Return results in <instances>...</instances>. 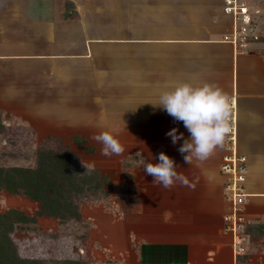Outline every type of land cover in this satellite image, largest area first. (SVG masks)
Returning a JSON list of instances; mask_svg holds the SVG:
<instances>
[{
    "label": "crops",
    "instance_id": "crops-1",
    "mask_svg": "<svg viewBox=\"0 0 264 264\" xmlns=\"http://www.w3.org/2000/svg\"><path fill=\"white\" fill-rule=\"evenodd\" d=\"M242 1L252 21L248 42L239 47L225 39L232 32L233 19L223 12L222 0H0V21L22 8L26 10L19 16L22 22L28 19L33 27L45 23L49 30L44 34L37 29L21 32L14 28L15 23L5 27L0 22V101L4 106H15L11 103L15 98L33 100L41 91L43 98L51 101L71 96L82 101L78 88L90 87L97 79L109 85L116 82V77L130 88L139 82L141 93H145L143 86L154 83L159 91L151 100L156 104L161 94L183 83L219 87L230 98L229 114L236 112V150L246 157L247 166L246 207L252 210V220L264 224V0ZM67 3L90 5L85 11L86 24L83 21L69 35L65 25L53 24L60 18L61 5ZM111 9L121 17L112 15ZM52 27L55 31L50 30ZM116 33L121 38H113ZM46 35L51 41L45 39ZM86 36L124 42V47H111L114 53H122V60L112 59L113 76L89 73V64L73 59L81 55L68 53L83 47L89 56ZM45 49L54 51L42 58L59 59L56 65L48 60L25 62V57H34ZM115 61L119 62L118 72L114 70ZM31 64L38 68L36 72L23 67ZM42 66V74L50 71L49 76H41ZM77 90L79 94L73 93ZM152 104L148 115L173 119ZM220 160L215 150L203 161L192 157L190 163L175 162L183 179L167 189L154 183L153 176L145 175L142 206L135 213H126L121 223L125 229V264L239 263V256L234 254L232 244L229 249L224 242L227 236L221 231V188L225 179L219 171Z\"/></svg>",
    "mask_w": 264,
    "mask_h": 264
},
{
    "label": "rangeland",
    "instance_id": "rangeland-1",
    "mask_svg": "<svg viewBox=\"0 0 264 264\" xmlns=\"http://www.w3.org/2000/svg\"><path fill=\"white\" fill-rule=\"evenodd\" d=\"M88 7L90 5L77 3L61 5L60 18L56 22L53 21V24L60 22L65 25L69 35L74 28L81 27L83 21L84 25L86 24L84 18ZM19 11L10 18H1L2 25L7 27L10 23H15L14 28L21 32L25 30L32 33L36 29L41 34L49 32L45 23L44 26L39 23L33 27L28 19V23L25 20L22 22L19 16L25 14L26 10L20 8ZM110 11L112 15L114 13L116 17H121L120 12L119 14L114 9ZM50 30L55 31L53 27ZM107 36L100 38L105 41H98L93 36L84 37L88 44L89 56H86L87 52L83 47L68 53L81 55L73 59L89 64V73L94 71L95 75L103 78L113 76L115 73L112 68L115 64L112 59L115 57L118 61L122 60V53H114L111 47H124L125 44L109 42L111 39H106ZM119 37L117 33L113 36ZM45 39L51 41V36L46 35ZM84 41L81 44L85 43ZM53 51L45 49L44 53L39 51L40 53L33 54L34 57H25L24 60L26 63L48 60L53 65L58 62V58H42L44 55L51 56ZM115 62L117 66L114 70L118 72L119 62ZM23 67L27 72L29 69L32 72L38 69L34 64ZM42 70L43 66L41 74ZM134 75L138 73L135 71ZM97 81L98 79L92 82L90 87L86 85L85 89L78 88L80 94L78 90L73 92L79 94L82 101H79L77 96L69 97L70 100L63 98L51 101L43 98V91L33 100L15 98V101H11L15 106L10 103L9 106H4V101H0V166L36 167L41 161L39 152L52 151L66 158L63 164L68 165L74 174H85L88 179L85 189L81 193L73 194L80 213V218L76 220L58 221L55 218L38 216V203L23 194L0 190V213L15 209L28 216H35L32 221L16 223L12 237L17 248L23 249L25 256L39 258L40 264H125L122 257L125 229L121 223L126 213H135L136 209H140L141 191L143 186L147 185L143 164L137 163L136 153L143 155L144 163H158L161 152L175 162L185 160L186 154L178 151L182 141L173 145L171 138L166 136V132L171 128L178 127L187 138L190 134L183 126H179L182 122L174 125L173 119L166 120L146 113L147 110L153 109L151 103L156 104L151 100L159 91L154 83L143 86L145 93H141L138 81L133 88L123 84V80L117 77L116 82L109 85ZM141 97L147 100H141ZM76 103L80 104L76 107ZM146 104L148 107L145 108ZM102 132H109L118 139L124 148L121 155L101 154L103 145L93 137ZM215 150L219 158L222 157L225 141ZM44 161L50 165L54 164L52 159ZM224 184L221 188L223 215L228 210ZM146 192L144 190V197ZM246 202L245 200L243 207L246 224L242 243L244 250L238 257V264H264V224L252 220V210L246 207ZM221 231L225 233L222 228ZM225 235L227 237L224 242L230 249L231 236L227 233Z\"/></svg>",
    "mask_w": 264,
    "mask_h": 264
},
{
    "label": "clouds",
    "instance_id": "clouds-1",
    "mask_svg": "<svg viewBox=\"0 0 264 264\" xmlns=\"http://www.w3.org/2000/svg\"><path fill=\"white\" fill-rule=\"evenodd\" d=\"M152 105L166 111L174 121L182 122L190 134L185 138L178 127L166 132L173 145L182 141L178 151L186 154L184 159L187 163H190L192 157L200 161L208 159L217 146L223 144L230 131V98L212 84L194 87L183 83L161 94L158 104ZM93 139L103 145L101 154L104 156L121 155L124 152L121 143L109 132H102ZM136 159L137 163L143 164L145 173L154 177L153 182L162 184L166 189L171 188L175 181L183 179L176 171L175 161L164 152L159 153L158 163H144V157L139 152L136 153Z\"/></svg>",
    "mask_w": 264,
    "mask_h": 264
},
{
    "label": "trees",
    "instance_id": "trees-1",
    "mask_svg": "<svg viewBox=\"0 0 264 264\" xmlns=\"http://www.w3.org/2000/svg\"><path fill=\"white\" fill-rule=\"evenodd\" d=\"M40 164L36 167L0 166V190L11 194H23L39 204L36 215L55 218L58 221L80 218L73 194L81 193L88 182L86 175L77 176L66 158L52 151H40ZM54 160V164L46 163ZM56 159V160H55ZM35 216H28L15 209L0 213V264H40L38 258L25 256L17 248L12 237L16 223L28 222ZM239 256V255H238Z\"/></svg>",
    "mask_w": 264,
    "mask_h": 264
},
{
    "label": "built area",
    "instance_id": "built-area-1",
    "mask_svg": "<svg viewBox=\"0 0 264 264\" xmlns=\"http://www.w3.org/2000/svg\"><path fill=\"white\" fill-rule=\"evenodd\" d=\"M223 12L233 19L232 32L225 39L243 47L248 42L252 21L248 7L242 0H223ZM228 120L230 131L225 137V152L219 163V171L225 177L224 192L228 203L222 226L223 231L231 236L234 254L240 255L244 250L242 243L246 227L243 207L247 197L244 183L247 166L246 157L236 151V124L232 114H228ZM19 250L23 253V249Z\"/></svg>",
    "mask_w": 264,
    "mask_h": 264
},
{
    "label": "bare ground",
    "instance_id": "bare-ground-1",
    "mask_svg": "<svg viewBox=\"0 0 264 264\" xmlns=\"http://www.w3.org/2000/svg\"><path fill=\"white\" fill-rule=\"evenodd\" d=\"M233 117H234V120H235V124H236V112L233 110ZM236 128H237V126H236ZM236 142H237V131H236ZM237 151V150H236ZM246 182V179H245V181H244V183ZM246 191V193H247V196L249 195L248 193L249 192H247V189L245 190Z\"/></svg>",
    "mask_w": 264,
    "mask_h": 264
}]
</instances>
